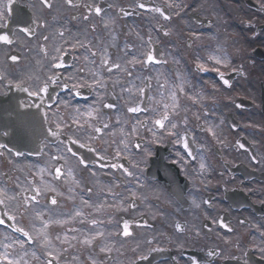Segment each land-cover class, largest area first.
I'll list each match as a JSON object with an SVG mask.
<instances>
[{
  "label": "flooded vegetation",
  "instance_id": "obj_1",
  "mask_svg": "<svg viewBox=\"0 0 264 264\" xmlns=\"http://www.w3.org/2000/svg\"><path fill=\"white\" fill-rule=\"evenodd\" d=\"M50 3L0 0V35L12 40L0 42V189L17 198L0 205L17 214L0 225V264L4 255L20 264H264V0H175L165 8L171 20L153 10L165 0ZM77 40L84 47H72ZM103 50L120 70L100 65ZM149 52L166 63L128 64ZM56 55L64 67H51ZM94 74L107 86L74 87L93 84ZM50 77L47 93L31 94ZM173 94L180 107L172 119L181 133L187 128L188 149L151 122ZM137 104L147 110L127 111ZM73 139L87 145L73 147L75 156L65 148ZM32 196L39 205L18 209ZM41 219L64 223L44 228Z\"/></svg>",
  "mask_w": 264,
  "mask_h": 264
},
{
  "label": "snow or ice",
  "instance_id": "obj_2",
  "mask_svg": "<svg viewBox=\"0 0 264 264\" xmlns=\"http://www.w3.org/2000/svg\"><path fill=\"white\" fill-rule=\"evenodd\" d=\"M66 2L71 5L73 3V0H66ZM10 3H11V0H10ZM41 3L44 7L46 8H51L52 7V4L50 3V0H41ZM87 7L89 8L90 11L94 10L96 15H100L101 12H102V9L100 7H94L92 5H87ZM137 7L139 9H145L146 8V5L144 3H138L137 4ZM174 7H177V5L175 4V0H165V5H164V8H155L153 9L154 11L160 13L161 16H163V18L165 20H171L172 17L170 15H167L165 14V8L167 9H172ZM6 11H11V8H7ZM179 13H177L178 15ZM2 15V14H0ZM85 19H87V17H85ZM105 27H107V25L105 24L104 25ZM25 31L29 32V34H32L31 33V30L30 29H25ZM59 35L61 37H64V33L61 32L59 33ZM165 35H169L168 32H165ZM45 40L48 39L47 36L44 37ZM151 39V37H149V40ZM0 42H3L4 44H11L12 43V40L9 38L8 35H0ZM65 43H69V41L65 40ZM77 44H79L81 47H84V45L82 43H80L79 40H77L74 44H72V47H75ZM56 52L57 53H61L62 52V48L58 47L56 49ZM91 55L93 57H96L98 55L97 52H92ZM101 59H100V65L102 67H104L106 69L107 72L111 73L113 68L117 69V70H120L122 68V65L119 64V63H113L111 61V58L108 56L107 54V51L106 50H103L101 53ZM125 55H127V53H125ZM145 58H140V57H137L135 54H133L132 56V59H130L128 61V64L131 65L132 67H135L137 64L141 65V68L147 66V65H153V64H160V63H166V61H160L158 60L154 55L151 54V52H149L148 54H144ZM11 59L13 61H15L17 59L16 56H12ZM215 59V63L217 65H219L221 63V60L220 59H216V58H213ZM92 63H96L95 60L92 61ZM51 67L54 68V69H59V68H62L64 67L63 63L60 62V56L59 55H56V56H53L52 57V64H51ZM199 69L202 70V71H208L209 69L205 67L204 64H200L198 65ZM81 72H83V69L80 70ZM124 71L127 72V75L129 77L133 76V72L128 70V69H124ZM218 71V69H217ZM72 79H74V77H70ZM146 79H152L151 76L149 77H146ZM221 79H223V76L221 74ZM52 81V78L50 77L48 81H46L44 83V85L42 87H40L38 89V91L34 92V93H31L32 95H40L42 92L43 93H47L48 91V83H50ZM224 83L225 84H228L229 82L227 80H224ZM93 85H95L96 87L98 88H104L106 87V82L100 80V79H96L95 78V74L93 76V84L91 85H86V84H80V85H74V87H84V86H88V87H92ZM19 86V85H18ZM230 86V85H229ZM160 87L161 88H165L166 87V84H160ZM179 88V91L180 92H185V88L183 87V81L181 82V85H178L177 86ZM27 90V89H25ZM127 91L131 94L132 93V89L131 88H128ZM137 92L143 96L146 94V89L143 88V87H140L137 89ZM187 94V93H185ZM189 98L193 101V103H197L198 100H199V94H197L196 96H189ZM173 105L170 107L168 104H163L161 107H158V108H155L153 109V113H154V118L152 119V123H153V126L161 131H167L168 132V135L169 136H174L176 137V140L175 142L176 143H179V144H182L183 148L184 149H188L189 148V141H188V135H187V128H185V131L183 133H181L179 131V128H180V125L176 122L173 121L172 119V116L175 114V115H179V104L175 102V94H173ZM107 107L111 108L113 107V105L109 104L107 105ZM147 108L146 106H141V104H137L136 106H129L127 108V111L130 112V113H138V112H143V111H146ZM91 115V114H89ZM79 122L77 121V124ZM138 124L142 125V126H147L143 121H137ZM185 124H186V120H185ZM105 128L108 127L107 124L104 125ZM57 128H59V125H57ZM149 131H152L151 128L148 129ZM95 131L99 132L101 131L100 128H96ZM132 132H135L136 131V128L133 127L131 129ZM207 131L213 136L215 137L216 136V132L214 131L213 128H208ZM48 132L53 136V137H56L58 138L60 136V131H53L52 129H48ZM153 135L155 136L156 133L153 132ZM79 146L80 148H84V147H87L86 144H82L79 142L78 139H73L72 142H71V146H68L66 145L65 148H66V151L68 153H71L73 156L76 155V152L73 151V147L75 146ZM136 148H140L141 145L140 144H135L134 145ZM0 147H4L3 145H0ZM241 147H243V145L241 144ZM89 151H92V152H96L97 149L95 148H90ZM119 155V152L117 153ZM17 156L21 155V153L17 152L16 153ZM179 155V153H178ZM187 155H191V152H188ZM54 159H62V157L60 156H57V157H54ZM101 159H103V157H101ZM182 159V157H181ZM81 164H83L85 167H87V164H85L84 162V159L81 158L80 161H79ZM136 167H138V165H134ZM113 167H115V165H113ZM201 169H203L205 167V165L203 163H201L200 165ZM121 168H123V171L125 173H127V175L131 176L133 175L132 172H130L127 168H124L123 165H121ZM53 174L55 176V178L57 180L60 179V177L63 175L62 171L60 168H54L53 170ZM37 195L40 194V189H36L35 190ZM52 191H55V189H52ZM17 198L15 196H9L8 193L3 190V189H0V205H3L5 208L8 207L6 201H9V200H12V201H15ZM50 203L52 205H56L58 203L57 199L56 198H52ZM85 204H87V201H84ZM195 203V202H193ZM18 204V209H22L23 212H27L30 208H33L34 205H39L40 204V201H38L36 199V196H32L30 198V200L28 198H25L23 201H18L17 202ZM197 207H199V205H196ZM35 216L37 218H40L41 217V212L38 211V210H35ZM23 212H18L19 215H21V217L23 216ZM77 216H81L82 213L80 212H77L76 213ZM5 217L7 218V221H16L17 220V214H9L8 212H0V225H4L6 223V219ZM41 223L43 225L44 228H48L49 227V224L50 223H57V224H63L64 221H47V220H43L41 219ZM97 223L96 220H93L92 221V224L95 225ZM225 227H227L225 225ZM15 231L17 232H20L22 233L25 237L28 238L29 241H33V237L30 235V233L28 231H26L24 228L22 227H16ZM97 235H100L102 236L103 234L102 233H97ZM123 235L124 236H130L131 233L128 231V225L125 224L124 226V232H123ZM39 238L43 239L45 241V245H50V241L48 240V237L47 235H44V234H40ZM95 238V237H94ZM56 239L59 240L60 237L59 236H56ZM18 244H20L21 248H23V242L21 241H17ZM85 244H91L92 241L91 240H85L84 241ZM103 251V249H101ZM262 251H264V249H262ZM48 255L51 256L52 253L51 252H48ZM146 257H141V259H145ZM55 259V257L53 258ZM53 259H49L46 264H53ZM3 260L7 262V264H20L19 261L17 260H12V259H9L7 255H4L3 257Z\"/></svg>",
  "mask_w": 264,
  "mask_h": 264
},
{
  "label": "rangeland",
  "instance_id": "obj_3",
  "mask_svg": "<svg viewBox=\"0 0 264 264\" xmlns=\"http://www.w3.org/2000/svg\"><path fill=\"white\" fill-rule=\"evenodd\" d=\"M247 34H249V31L247 30ZM251 56V55H250ZM252 57V56H251Z\"/></svg>",
  "mask_w": 264,
  "mask_h": 264
}]
</instances>
